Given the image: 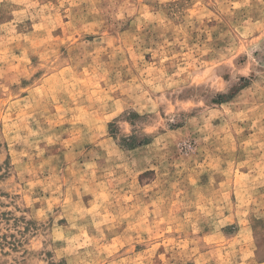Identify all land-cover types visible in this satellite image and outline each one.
I'll return each instance as SVG.
<instances>
[{
	"label": "rangeland",
	"instance_id": "rangeland-1",
	"mask_svg": "<svg viewBox=\"0 0 264 264\" xmlns=\"http://www.w3.org/2000/svg\"><path fill=\"white\" fill-rule=\"evenodd\" d=\"M0 264H264V0H0Z\"/></svg>",
	"mask_w": 264,
	"mask_h": 264
}]
</instances>
